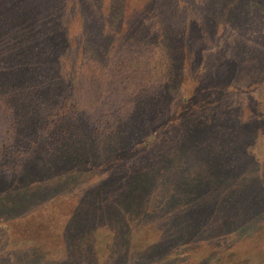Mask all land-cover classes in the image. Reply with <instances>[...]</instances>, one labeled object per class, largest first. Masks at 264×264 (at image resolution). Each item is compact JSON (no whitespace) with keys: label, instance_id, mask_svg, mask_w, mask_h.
Returning <instances> with one entry per match:
<instances>
[{"label":"trees","instance_id":"16d2710c","mask_svg":"<svg viewBox=\"0 0 264 264\" xmlns=\"http://www.w3.org/2000/svg\"><path fill=\"white\" fill-rule=\"evenodd\" d=\"M125 4L0 0L3 264H264V0ZM209 53L223 76L201 84ZM177 62L194 87L173 104Z\"/></svg>","mask_w":264,"mask_h":264},{"label":"rangeland","instance_id":"374dc122","mask_svg":"<svg viewBox=\"0 0 264 264\" xmlns=\"http://www.w3.org/2000/svg\"><path fill=\"white\" fill-rule=\"evenodd\" d=\"M145 0H126V4L124 6V8H122L125 16H127L130 12V10L136 9V7H138L140 4H142ZM72 9H74V11L76 9H78L77 6L75 7H71ZM257 22L259 24V26H264V17L263 18H259L257 17ZM152 22V20H150ZM79 22L77 19H75L72 24H71V31L73 32L74 30H76V28L79 26ZM253 23L252 21L250 22V27L249 28H253ZM239 29V28H238ZM237 29V30H238ZM248 27H244V28H240L238 30L237 36L238 39L237 41L234 39H229V42L225 45L227 46L229 43H231V41H234L233 47L230 49L231 50H235L239 51V48L237 46V44H240L241 47L245 48V52L247 51L249 53V50L251 48V37L248 35L247 33ZM224 46V47H225ZM224 47H221V50L224 49ZM231 47V46H230ZM195 50V49H194ZM248 55V54H247ZM215 58H217V56L214 57V54L209 53L208 55V59L206 61V69L203 67V69H205L204 72H202V74H199V70L198 68L200 67H195V65L197 64L196 59H192L193 61V69H189L190 71H193V74L195 77L200 78L201 84L207 83L208 81H210V79H213L215 76H219L221 78V76H223V74H221V70L217 71V63H222L221 60V56H218V61L215 60ZM80 59H78L79 62ZM251 60V59H250ZM248 60V61H250ZM243 67L241 68L242 70L238 71L235 74V77L233 78L232 83L235 84L240 91H237V96L235 97L236 100L234 101V103L237 104V102H239L241 100V102H244V98L245 97H249L250 96V92L249 93H244V87H241L242 85L245 84L246 78L248 77V79L250 78L252 74L251 68L247 65V64H243ZM69 66V64L66 63L65 68H67ZM252 66H254V62H252ZM176 67L177 69L174 70L173 73V95H171L170 99H171V103H177L180 101V99L182 98V95L184 92L179 91L178 87L181 89H184V86L182 85L183 81H186V89H192L194 86H192L193 84V80L190 79V74H187L185 77H183L181 75V71L179 72V68H180V63L177 62L176 63ZM260 79V78H259ZM264 90V87L261 91ZM232 104V99H228L224 104H223V108H226V110H228V106ZM245 103H241L240 105L237 104V108H239V106H244ZM239 105V106H238ZM221 109V106H220ZM218 112L221 113V110L218 109ZM217 119H220V117H216ZM161 145V143H158L155 147H159ZM151 154V153H150ZM156 235V231L152 230V229H146V228H141L138 230L137 233L134 234L133 239H132V243H131V249H138L142 246H144L145 244H147L150 240H152L154 238V236ZM96 236L98 237V239L96 240V252L98 254V256L100 258L104 257L105 253H106V244L107 242L110 241L111 239V235L103 232V231H98V233H96ZM198 251H193V253H197V254H205L202 252H207L208 249L204 246H200L198 248ZM193 253H191L192 260H193ZM196 258V257H195ZM7 260V258L5 257H1L0 256V264H3L5 261ZM183 262H179L177 264H182ZM9 264V263H7Z\"/></svg>","mask_w":264,"mask_h":264}]
</instances>
